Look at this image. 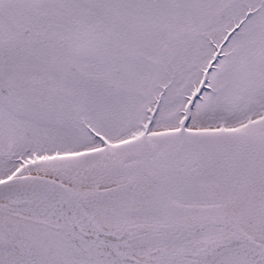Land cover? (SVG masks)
Wrapping results in <instances>:
<instances>
[{
	"label": "flooded vegetation",
	"instance_id": "1",
	"mask_svg": "<svg viewBox=\"0 0 264 264\" xmlns=\"http://www.w3.org/2000/svg\"><path fill=\"white\" fill-rule=\"evenodd\" d=\"M211 57L195 115L264 104V0H0V170L108 129L118 96L148 97L174 61L191 83Z\"/></svg>",
	"mask_w": 264,
	"mask_h": 264
},
{
	"label": "water",
	"instance_id": "2",
	"mask_svg": "<svg viewBox=\"0 0 264 264\" xmlns=\"http://www.w3.org/2000/svg\"><path fill=\"white\" fill-rule=\"evenodd\" d=\"M26 193L37 195L26 199L21 196ZM8 195L18 198L0 199V254L14 264H206L208 256L236 245L253 255L249 264H264V245L254 246L237 233H226L222 239L192 240L189 252L171 248L146 258L133 257L130 247L182 241L206 223H194L181 231L139 225L100 228L85 213L82 196L48 177L27 175L1 181L0 198ZM61 202L67 214L60 209Z\"/></svg>",
	"mask_w": 264,
	"mask_h": 264
},
{
	"label": "bare ground",
	"instance_id": "3",
	"mask_svg": "<svg viewBox=\"0 0 264 264\" xmlns=\"http://www.w3.org/2000/svg\"><path fill=\"white\" fill-rule=\"evenodd\" d=\"M255 123L251 128V130H261L264 131V124ZM187 134L190 136L194 133L202 134V133H222V134H231V133H238L244 132L246 127L243 122H236L234 124H223L221 121H213L207 122L206 124H194L189 123L186 127ZM156 134L155 131H145L143 135H145L146 139L151 143L154 147L155 154H162L166 153L171 147L178 143V138L168 141L165 144H156L153 140L154 135ZM221 134V135H222ZM251 135V134H249ZM231 137V139L226 135L224 138L221 139V143H219V147L224 149L226 152L232 150H239L243 147H255L256 140L253 137ZM254 144V145H253ZM216 145V143H214ZM211 145V146H214ZM197 147V146H195ZM149 146H140V142L135 149V157L131 158L128 162L122 163L117 159H113L112 156L114 155L115 158H119V154H117L116 149L113 145H102L100 148V152L107 153V158L103 161L104 163H98L97 165H91L89 168H85L82 172L74 173L75 171H63L61 174L57 173L55 167L51 165H36L29 168H26L25 173L29 175H44L48 177H52L64 185L76 188V189H84L88 195V198H91L93 201L95 200H102L104 197L97 196L93 191V186L99 185L103 179L109 178L100 184V188H111L119 184H123L125 182L130 181L134 178L135 174V167H140V174L137 175L138 179L140 180L139 185L140 187H148L151 184V180L153 177L151 176L150 169L154 166L161 165V161L157 160H150L147 156L149 153ZM201 147L196 148V152ZM206 149V147H203ZM144 152V156L141 161V153ZM101 153V154H102ZM194 148L187 147L186 149L177 152L176 154V162L184 160L187 156L190 158L193 157ZM143 157V155H142ZM226 157V156H224ZM229 161L233 160V157H226ZM95 161H98L95 159ZM141 161V162H140ZM230 161V162H231ZM242 160L237 161V164L241 166ZM118 164H122L126 169L121 171L120 173L114 174L113 171ZM52 167V168H51ZM164 165H161L162 170ZM114 168V169H113ZM238 168V166H237ZM240 168V167H239ZM238 168V169H239ZM167 169V168H166ZM88 171V172H87ZM116 172V171H114ZM234 173H238V170H235ZM262 174H264L262 172ZM245 176V175H243ZM253 175H248V181L252 183L256 180L252 178ZM136 177V176H135ZM176 176H173L174 179ZM229 178L221 179V178H201L198 181H195L193 193H185L179 194L178 197L172 198V203L175 205H184L188 207H193L197 211L199 216L203 217H215L217 219L223 220L230 225H235V229L239 232H242L246 237H251L253 239L254 245L258 246L264 242V226L262 228H255L256 225L264 223V192L259 194V192L253 193H243L239 195L236 191L233 190V187L228 185L227 183L235 182L234 186L239 187V183L242 180L241 177H237L234 174ZM260 177L264 180V175H259L257 173L256 178ZM166 177L163 175L162 177L159 176V180H163ZM255 178V179H256ZM4 179L0 176V180ZM177 179V178H175ZM245 178H243L244 180ZM247 180V179H246ZM138 184V183H137ZM137 185H131L129 189H136ZM251 189H255L256 186L249 185ZM236 188V187H235ZM125 189V188H124ZM237 189V188H236ZM83 190V191H84ZM264 191V186H263ZM142 191L137 190L136 193H123L122 195H118L117 198L112 199L105 203H99L94 205V207L90 208L88 206V211L91 217V220L96 223L98 226L103 225H114V224H122L132 223V224H140V225H155L160 223H178L182 222L186 219V216L177 213L176 211H172L168 209L167 202H165L166 196L164 194L161 195H150L143 194L140 195ZM162 193V192H161ZM8 198H12V196H8ZM154 198V200H153ZM233 198V199H231ZM236 203V204H235ZM62 209L65 210V206L62 204ZM103 207L104 209L116 210L117 207H120L121 210L130 209L131 214H124L123 216L115 217L113 214H102V212L98 211L97 208ZM152 207L156 208L158 211H153ZM221 207V208H219ZM220 209V210H219ZM202 217V218H203ZM233 222V223H232ZM218 233H213L209 229H206L203 233H196L195 236L188 237L193 239L194 237H198L199 240L201 239H210L213 238ZM191 241V240H190ZM153 247V244H148V246L142 247H133L130 249V252L134 256H142V251L145 250L146 247ZM168 247H179L184 252L192 250L193 247H189L186 245H181V243L176 245H170ZM148 250V249H147ZM238 250L240 255L238 258L248 259L250 258V254L246 251L239 250V247H233L230 249H224L222 252L227 255L228 263L225 264H232L235 262V258L238 254ZM150 252V250H148ZM219 255V252L216 254ZM229 256V257H228ZM260 257H262L260 255ZM0 264H12L10 260L6 257H0ZM207 264H222L221 262L215 261H207Z\"/></svg>",
	"mask_w": 264,
	"mask_h": 264
},
{
	"label": "rangeland",
	"instance_id": "4",
	"mask_svg": "<svg viewBox=\"0 0 264 264\" xmlns=\"http://www.w3.org/2000/svg\"><path fill=\"white\" fill-rule=\"evenodd\" d=\"M251 110H253V109H251ZM250 114H254V116L258 113V112H255V111H250L249 112ZM258 115V114H257ZM259 116H256L255 118H258ZM246 120V125H248V126H251L252 124H254V122H252V120L253 119H251L250 117L248 118L247 117V115H242V116H240L239 118H237V119H233V120H230V121H228L229 123H231V124H233V123H236V122H244ZM261 120H264V117L263 118H261ZM60 169V168H59ZM63 169H65V168H63ZM231 199H233V198H231ZM236 204V203H235Z\"/></svg>",
	"mask_w": 264,
	"mask_h": 264
}]
</instances>
